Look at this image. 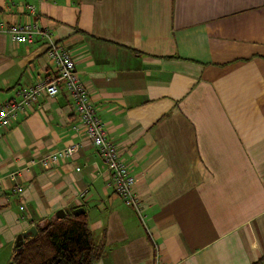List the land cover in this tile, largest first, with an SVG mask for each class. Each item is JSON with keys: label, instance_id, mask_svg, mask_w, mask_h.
<instances>
[{"label": "crops", "instance_id": "0c3cea01", "mask_svg": "<svg viewBox=\"0 0 264 264\" xmlns=\"http://www.w3.org/2000/svg\"><path fill=\"white\" fill-rule=\"evenodd\" d=\"M26 22L68 50L138 200L113 191L71 97L44 94L0 130V264L17 235L78 207L103 242L95 264L264 256V0H0L2 25ZM46 51L0 28V103L56 74Z\"/></svg>", "mask_w": 264, "mask_h": 264}, {"label": "built area", "instance_id": "2783aa9c", "mask_svg": "<svg viewBox=\"0 0 264 264\" xmlns=\"http://www.w3.org/2000/svg\"><path fill=\"white\" fill-rule=\"evenodd\" d=\"M0 28L9 34L12 41L23 44H34L46 39V54L56 67V74L27 86L20 87L14 95L0 103V130L17 120L20 113H25L37 104L40 96H55L65 91L71 97L73 109V129L83 132L95 147L105 169L109 173V184L113 191L127 204L137 205V197L133 193L134 176L120 156L116 143L107 135L97 109L91 101L89 92L75 70L73 59L68 50L44 31L36 23H6ZM76 145L65 146L29 161L30 165L43 167L58 164L61 158L75 152ZM22 185L16 184L14 190L21 193ZM155 264L161 263L158 259Z\"/></svg>", "mask_w": 264, "mask_h": 264}, {"label": "trees", "instance_id": "16d2710c", "mask_svg": "<svg viewBox=\"0 0 264 264\" xmlns=\"http://www.w3.org/2000/svg\"><path fill=\"white\" fill-rule=\"evenodd\" d=\"M38 233L15 248L9 264H95L103 255L85 213L66 215L37 226ZM251 264H264V256Z\"/></svg>", "mask_w": 264, "mask_h": 264}, {"label": "water", "instance_id": "95a60500", "mask_svg": "<svg viewBox=\"0 0 264 264\" xmlns=\"http://www.w3.org/2000/svg\"><path fill=\"white\" fill-rule=\"evenodd\" d=\"M84 212V209L81 207L75 208L73 210H70L69 208H63V209H59L56 213H55V218L56 219H61L64 218L66 215H71L72 213L74 215H79L82 214ZM37 234V230L35 227H31L28 231V233L25 234V236H29V237H33ZM23 234H19L16 237L15 240V247L18 249H21L22 243H23Z\"/></svg>", "mask_w": 264, "mask_h": 264}]
</instances>
